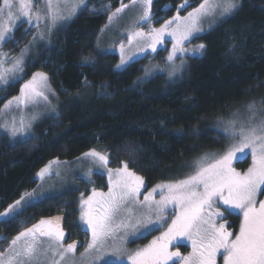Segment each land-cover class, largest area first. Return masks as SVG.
I'll return each instance as SVG.
<instances>
[{
    "label": "trees",
    "instance_id": "1",
    "mask_svg": "<svg viewBox=\"0 0 264 264\" xmlns=\"http://www.w3.org/2000/svg\"><path fill=\"white\" fill-rule=\"evenodd\" d=\"M129 1L86 0L50 43L30 57L22 76L0 87L1 109L40 70L49 78L56 111L35 122L25 138L12 141L0 135V212L37 189L36 175L50 161L71 162L97 147L107 152L110 168L126 162L144 178L142 193L158 183H175L181 180L174 175L185 160L225 148L228 136L217 128L218 119L242 103L264 101V0H239L233 13L193 36L190 43L204 49L188 59L179 77L169 79L158 72L143 80L138 78L148 54L117 68L116 53L96 48L107 19L98 12L107 4L115 9ZM201 2L187 0L180 7L185 0H152L151 15L159 25L177 15L178 8L183 16ZM31 32L26 22L19 23L3 48L19 52ZM166 54L167 48L155 55L162 66ZM248 164L244 157L235 167L244 171ZM89 179L77 178L72 188L32 199L15 219L0 218V250L23 229L54 216L64 220L67 241L82 242L88 233L80 220L81 193L108 190L104 173L94 172ZM221 222L237 232L240 214L233 212ZM153 232L159 236L160 230ZM152 236L139 238V244ZM186 244L180 241L169 249L186 253Z\"/></svg>",
    "mask_w": 264,
    "mask_h": 264
},
{
    "label": "snow or ice",
    "instance_id": "2",
    "mask_svg": "<svg viewBox=\"0 0 264 264\" xmlns=\"http://www.w3.org/2000/svg\"><path fill=\"white\" fill-rule=\"evenodd\" d=\"M131 2L133 5L140 3L143 6L139 17L141 21L151 19L152 0ZM84 3L85 0H74L69 15H74ZM185 6L187 0L180 7ZM238 6L239 0H202L198 7L183 17L179 15L178 8L177 15L171 20H166L160 28L150 30L147 35L151 43L147 47L155 52L156 45L164 43L166 35L172 37V51L167 60L170 65L169 75L174 76L184 67L183 61L180 64L175 63L177 53L189 51L183 45L194 33L202 31L200 25L203 19L215 16L217 12L221 17L230 15ZM33 7V0H0V42L6 41L8 34L14 31L16 23H31L33 16L37 22L49 19L55 23L57 19L63 18L58 15L59 0L55 7L53 0H48L47 13L44 16L38 11L33 12ZM126 7L128 5L121 4L109 15V22ZM143 36L144 32L136 31L129 35L128 42L131 44L135 37ZM120 47L121 61L118 68L126 63L124 45L121 44ZM203 49L204 45L200 44L192 51L195 53ZM144 50V47L139 48V51ZM3 63L0 61V81H4L6 72L22 71L23 52L20 58L15 59L11 68L4 69ZM48 80L45 73H35L21 87V95L13 99L18 104L32 103L37 98L47 101L46 92L51 91ZM12 103L13 101H9L8 105ZM248 109L251 116L246 122L240 121L239 128L236 120L228 121L225 131L237 142L225 153L219 154L211 162H207V157L202 158L197 162L194 174L185 179L156 185L144 195L142 202L138 197L141 188L145 187L144 178L131 171L126 162H122L123 167L113 170L108 168L109 157L96 150L86 152L78 158H91L94 165L105 168L108 174L107 193L96 188L92 189L87 198L81 193L80 220L91 234L87 246L80 253L82 264H114L110 257H114L120 264H123L124 257H127L129 264H169L170 261L176 264L174 258H178L180 264H217L218 253L223 256V264H264V199H258V196H264V118L256 121L258 113L254 104H249ZM30 126L23 119L19 126L13 121L9 131L15 137ZM246 150L251 153V165L246 171L238 172L232 166L233 161L239 159L238 154L247 156ZM58 164L57 160L50 161L37 175L44 179L46 174L52 173V166ZM92 174L93 169L89 167L87 175L90 177ZM55 175L59 176L60 172L56 171ZM157 190L159 200L154 198ZM35 195V190L24 193L20 199L8 205L4 212H0V218L15 219L21 216L31 206V198ZM134 204L145 211L137 214L130 208ZM169 206H172L175 215L166 231L134 252L123 247L129 229L135 235L139 228H146L164 220ZM237 211L242 218L239 231L234 233L228 230L225 222L219 221H224L226 215ZM60 221V217L41 219L37 224L20 232L11 241L10 254L6 258L0 254V264H41L40 258L47 257L49 253L52 256L50 264H65L70 255H75L78 245L75 241L67 245L63 243L66 234ZM181 239L191 241L192 252L187 256H181L178 250L169 249L170 245L179 243Z\"/></svg>",
    "mask_w": 264,
    "mask_h": 264
},
{
    "label": "rangeland",
    "instance_id": "3",
    "mask_svg": "<svg viewBox=\"0 0 264 264\" xmlns=\"http://www.w3.org/2000/svg\"><path fill=\"white\" fill-rule=\"evenodd\" d=\"M47 2H48V0H33V4H34V7L32 9L33 12L38 11L41 13L42 16H44L47 13ZM73 2H74V0H59V13H58V15L62 16L63 18L57 19L55 21V23H53L49 19H41L39 22H37L35 20L34 16L32 18L31 23L26 22L28 27L32 28V32H31V36L28 40V44H26L24 47H22L19 50V52L10 53L9 51H7L3 48L4 43L13 35L14 31L8 34V37H7L5 42H0V61L4 62L3 63L4 69L11 68L15 59L20 58L21 53L23 52L22 71H17L15 73L6 72L4 81H0V87L4 86L9 81L19 79L22 76V74L24 72L23 71L24 66L27 63V61L30 59V57L39 48L49 44L52 36L62 26H64L69 20H71L77 14V12L80 10V8L83 5L77 9V11L75 12L74 15L70 16L69 13H70L71 5ZM85 2H86V0H85ZM56 3H57V0H53L54 7H55ZM121 4L128 5V7H126L121 13L117 14L114 17V19L111 22H109V20H108L109 15H111L113 12H115V10L117 8H119L121 6ZM121 4L115 9L111 8L110 4H107L105 6V8H103L102 10H100L98 12V13L106 14L107 19H106V23L102 26V28H100V31L97 34V38H96L97 50L100 52L116 53L119 57V61H118L117 65H120V61H121V47L120 46H121V44H123L126 63L124 65H122L121 67L125 66L126 64H128L129 62H131L137 58H141L142 56L148 54L150 56V60L147 61V63L143 66L141 75L139 76L138 80L139 79L140 80L146 79V78L150 77L151 75L158 73V72H164L169 79H174V78L179 77L181 75V73L183 72V70L185 69V67L187 66L188 59L190 57H192L193 55H197V53L199 54V52L194 53L192 51V49H195L198 46V45L195 46V45L190 43V40L192 39V37L190 38L189 41H186L183 45V47L189 49V51H186L183 54L178 52L177 56L175 58L176 64H180L181 61H183L184 67H183L182 71L177 73L174 76H170L169 75L170 65H169V62L167 60V57H168L169 53L172 51V46H173L172 37L166 35L164 37V43L156 45L157 50L155 52H153L150 47H147V45L151 43V40L149 39L147 34L150 32V30L152 28H160L161 25H163L165 21L159 25H155L154 19L152 18V15H151V10H150L151 19L149 21H141L139 19V17L141 16V14L143 12V6L140 3L133 5L131 0H130L127 3H121ZM17 7H18V4H17ZM150 8H151V6H150ZM190 11H192V10H190ZM190 11H188V12H190ZM187 13L184 14L183 16H186ZM183 16H181V17H183ZM224 17L225 16L221 17L219 12H217L215 14V16H209V17L204 18L201 25H200L202 31H200L198 33H194L193 36L207 31L209 28H211L213 25H215L219 20H221ZM171 19L172 18H169L168 20H171ZM21 22H23V21H20L14 25V30L19 25V23H21ZM173 27H174V25H173ZM170 30L171 29H169V31ZM136 31L144 32L145 36L135 37L133 39L132 43L129 44V42H128L129 35L131 33L136 32ZM41 34H43L42 39H41ZM33 37H35V39H33ZM140 47H144L145 50L139 51ZM165 48H167V54L165 56L164 65L162 66L160 64V62L155 59V55L158 52V50L165 49ZM121 67H119V68H121ZM146 69H147V71H146ZM37 72H42V71H40V70L34 71L30 77H28L27 79H25L22 82L20 89L25 83H27L29 80H31L33 75ZM42 73H44V72H42ZM48 83H49V80H48ZM49 86H50V83H49ZM50 88H51V86H50ZM20 89H19V92L17 94L13 95L8 100H6V102L3 104V106L0 109V135H6L12 141H16V140L27 137L31 133L32 127H33L35 122H37L38 120L42 119L43 117H45L47 115H50L52 113H56L55 105H53L54 101L52 100V98H54V97H52V91L46 92V95L48 96L47 101L43 100L42 98H37V100L35 102H32V103L18 104L13 98L19 97L21 95ZM9 101H13V103L11 105H8ZM249 104H254L255 110L258 113V115L256 117V121H259L261 118H264V101H263V99L250 100L248 102L242 103L241 105L235 107L227 115H225L221 119H218L217 123H216L217 128L219 130H221L222 132H224L228 136V141H227L225 148L224 149H214L212 151H208L206 153H202V154H199L197 156L191 157L190 159L185 160V162H183V164H181L178 171L175 173V175H174L175 179H181L182 180V179H185L187 176L194 174V172L196 170V164H197V162L201 161L202 158L207 157L208 158L207 162H211L213 159L218 158L219 154L225 153L232 144L237 142V141H234L233 139L230 138V134H229V132L225 131V127H226L228 121H230V120H236L238 122L237 128H239V122L240 121L246 122L248 120L249 116H251V112L248 109ZM6 105H8V106L5 107ZM22 119L25 121L26 124L30 123L31 126L29 128H27V130L24 133H22V134L18 133L15 137H13L11 135V132L9 131V128L11 127L13 121H15L16 125L19 126L20 121ZM92 150H96V151L101 152L103 154H106L108 156L107 152L101 147H97V148H94ZM246 152H247V156H243V155L238 154L239 159H236L233 161L232 166L238 172L246 171L248 169V167H250V165H251V162H252L251 153L249 150H246ZM244 157H248V159H249L248 167L244 171L238 170L235 167V162L244 158ZM89 167H92L93 173L94 172H101V173H104L108 178L107 170L105 168L99 166V165H94L91 161V158H88L87 160L76 159V160L71 161V162L59 161L58 165L52 166V169H53L52 173L46 174L44 179H41L38 175H36L38 185H37V189H35L36 195H35V197L31 198V200L36 199V198H40V197H43L46 195L56 194L62 190H65L66 188H72L74 185H76V179L77 178H82L84 180L89 179L91 177V176L89 177L87 175ZM121 167H123V166H121ZM121 167H119V168H121ZM108 168H110L109 165H108ZM115 169H117V168H115ZM56 171L60 172L59 176L55 175ZM167 183H170V182H163V183H158V184H167ZM107 191L108 190H106L105 193H107ZM142 192H143V187L141 188V194L138 197L139 201H141V202L144 199V195L147 194V192H145V193H142ZM89 195H91V194H89ZM85 198H87V196H85ZM154 198L156 200H159V198H160L159 190H157V193L154 194ZM258 199H264V196H262L261 198H260V196H258ZM130 208H132L134 211H136L137 214L145 211L139 205H135V204L130 205ZM237 213L239 214L238 211H237ZM174 215H175V213L172 211V206H169L168 210L166 211V213L164 215V220L157 221V222L149 225L146 228H144V227L139 228V230L136 232L135 235H132L131 234L132 229H129L128 230L129 234L127 236V239L123 243V247L129 252H134L137 249L143 248L146 245L150 244V242L152 240H154L156 237H158L157 233L153 232V231L154 230H160V233H158L160 236L161 231L164 232L165 229H167V226H168V224L171 223V220H172V218H174ZM241 218H242V216L240 214V221H241ZM43 219H49V218H43ZM153 220L154 221L156 220L155 216H153ZM39 221H37L34 224H37ZM219 222H221V221H219ZM33 225H31L27 228H30ZM239 225H240V223H239ZM84 227L88 233L87 236H85L86 239L84 238V240L82 242L79 241V243L80 242L81 243L78 245L77 251L75 252V255L74 256L70 255L69 259L67 261H65V264H82L80 253H82L84 251V248L87 246V241L91 238V234H90V232H88L87 226L85 225ZM226 227L228 228L229 231L232 232V230H230V228L228 227L227 223H226ZM27 228H25V229H27ZM25 229H23L22 231H24ZM163 229H164V231H163ZM238 231H239V226H238L237 232ZM151 232H152L153 236L146 243L143 242V243L139 244V241H138L139 238H141V237H143V236H145ZM17 235H15L14 237H16ZM12 239H11V241H12ZM11 241H10L9 246H7L6 250L1 253L4 255L5 258L10 254L9 248L11 245ZM180 241H182L185 244L187 243L186 245H188V251L186 253H182L181 251H179L181 253V256L189 255L192 252L191 241L187 240V239H181ZM22 242L23 241H21V243ZM63 243L66 245V243L64 241H63ZM57 259H58V257H57ZM110 259H112L114 261V263L120 264L119 261H115L114 257H110ZM174 259H176V264H180V261L178 258H174ZM216 259H217V264H223V256L220 253L217 254ZM40 260H41V264H50V262L52 260L51 253H49L47 257L42 256L40 258ZM123 264H129L127 257H124ZM169 264H172V262L170 261Z\"/></svg>",
    "mask_w": 264,
    "mask_h": 264
},
{
    "label": "flooded vegetation",
    "instance_id": "4",
    "mask_svg": "<svg viewBox=\"0 0 264 264\" xmlns=\"http://www.w3.org/2000/svg\"><path fill=\"white\" fill-rule=\"evenodd\" d=\"M54 217H59V216H54ZM54 217H52V218H54ZM63 222H64V220L63 219H61V221H60V223H61V227H62V225H63ZM64 231H65V234H66V239L64 240V242L66 243V245L67 244H69V243H72V242H76L77 243V245H79V240H74V241H67V232H66V230L64 229ZM6 249H4V250H0V254L2 253V252H4ZM77 251V250H76Z\"/></svg>",
    "mask_w": 264,
    "mask_h": 264
}]
</instances>
